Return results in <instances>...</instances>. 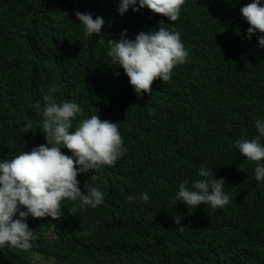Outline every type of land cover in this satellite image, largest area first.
<instances>
[{
  "label": "clouds",
  "instance_id": "clouds-1",
  "mask_svg": "<svg viewBox=\"0 0 264 264\" xmlns=\"http://www.w3.org/2000/svg\"><path fill=\"white\" fill-rule=\"evenodd\" d=\"M90 1L87 8L75 12L76 21L83 27L79 40L89 43L88 50L108 49L111 65L118 64L123 69L138 99L144 93L151 94L157 78L163 83L170 81L172 70L187 61L188 51L179 32L163 26L139 32L141 22L134 26V17L146 6L175 22L188 0ZM239 4V20L249 24V39L257 32L264 34V0H240ZM72 47L70 44L68 49ZM256 49L264 53V35L258 36ZM256 52L240 58L231 71L227 66L222 103L210 105L203 96L205 102L191 117L184 113L171 115L172 122H180L172 128L193 144L201 142L202 149L193 160L179 153L167 160L166 167H148L142 159L129 158V147L117 120L110 122L94 114L76 123L82 111L80 105L74 100L57 101L58 87L50 86L52 71L64 76L65 84L71 82L84 54L67 50L65 56H54L46 62L35 59L32 70L38 87L49 90L39 109V122L33 127L25 117L23 135L10 145V154V149L4 152L5 160L0 162V247L19 250L15 254H19L18 264H26V257L31 264H60L70 254L55 255L41 241L36 243L39 234L29 226L41 228L55 246L69 244L78 233L77 240L70 242L73 247L84 235L119 227L112 242L95 247L96 257L106 259L95 264H114L113 260L119 264H264V243L258 241L264 238V115L263 109L255 106L248 105L244 112L239 108L240 100L248 95L259 94L257 104L264 100V73ZM231 72L236 73L232 83ZM10 82L0 74V120L13 115L20 101ZM198 85L195 81L183 83L182 93H176L183 96L197 91L193 93L195 100L202 94ZM166 95H171V90ZM131 102L124 105L125 109H130ZM117 107L124 110L118 103ZM154 111L149 108L150 114ZM40 131L44 136H37ZM164 137L168 144L180 149V139ZM235 156L241 161L229 163ZM104 168H110L108 178L101 180L95 174ZM182 168L195 173L183 176L179 172ZM134 172H141L143 181L156 191L171 178L170 187L176 186L171 197L174 200L160 198L158 207V198L147 193L129 195L128 202L145 206L137 213L109 202L108 196L104 202V192L94 183L102 188L107 181L109 186L113 179ZM236 172H241V179ZM230 204L232 207L226 211ZM215 212L225 218L219 222L210 220V214ZM198 217L195 227L186 226V222ZM252 226L253 232L245 237L236 234ZM195 230L208 234L215 248L190 250L175 261H167L155 251L171 235L195 239ZM72 264L89 263L82 260Z\"/></svg>",
  "mask_w": 264,
  "mask_h": 264
},
{
  "label": "trees",
  "instance_id": "trees-1",
  "mask_svg": "<svg viewBox=\"0 0 264 264\" xmlns=\"http://www.w3.org/2000/svg\"><path fill=\"white\" fill-rule=\"evenodd\" d=\"M90 3V0H0V74L11 81L10 84L20 99L19 103H16L14 114L6 115L0 120V162L5 160L4 152L10 149V154V145L23 135L27 122L25 117L31 120L33 127L41 119L39 109L45 103L44 98L49 88L45 87L46 91H41L38 87L36 73L32 70L35 59L46 62L54 56H65L67 50L85 56H80L75 76L70 77L71 82L65 84L64 76L53 70L50 86L55 84L58 87V92L55 93L58 102L68 100L80 105L82 111L76 123L94 114L110 122L117 120L118 126L120 123L122 125L129 147V158L142 159L148 167H166L167 160H173L179 153L184 155L183 158L195 159L202 149L201 142L193 144L183 139L179 130L172 128V125L178 126L180 122L177 119L172 122L171 115L184 113L186 117H191L199 111L200 105L205 102L204 98L208 99L210 105L222 103L223 93L226 92L225 69L230 65L231 71L240 58L251 57L250 55L257 51L258 36L264 34L257 32L249 39L246 31L249 24L245 19L241 22L239 20L240 0H188L182 6L180 16L175 22L153 13L145 6L144 10L134 17V26L141 22L142 29L139 32L145 33L155 31L159 26L179 32L188 51V59L172 70L170 81L163 83L157 78L152 84L151 94L144 93L143 98L138 99L135 91L129 87V78L123 69L118 64L111 65V58L107 55L108 49L88 50L89 43L79 40L83 27L76 21L75 12L87 8L86 5ZM70 44L73 47L68 49ZM256 55L264 73V53L256 52ZM235 79L236 73L231 72V83ZM194 81L199 84L198 89H202V94L197 99L194 100L193 96L197 91H189L183 96L176 93L178 90L182 93L183 83ZM170 90L172 96L166 95ZM258 95H248L241 99L240 110L244 112V109L251 105L263 109L264 115V107L259 106H264V100L257 104ZM129 101H132V106L125 109L124 105ZM117 103L124 108L122 112ZM149 108L154 109V113L150 114ZM106 114L116 118L109 119ZM37 136H44V132L40 131ZM164 136L180 139V149L168 144ZM208 158H212V155ZM238 161L241 160L235 156L229 163ZM118 168L119 165L116 169ZM109 169H101L95 175L100 176L101 180L108 178ZM179 172L183 176L195 173L193 171L189 174L186 168L180 169ZM236 173L241 179V172ZM172 182L170 178L158 191L151 190L150 184L143 181L142 173L134 172L127 173L118 180L113 179L109 186L107 181L102 188L93 183L104 192V202L108 196L109 202L119 203L129 211L137 213L142 212L145 206L143 203L128 202L129 195L147 193L153 198H158L159 207L160 198L174 200V197H171L172 192L176 191V186L170 187ZM107 186L108 190H103ZM231 207L232 204L226 211ZM224 218L221 212L209 216L210 220L217 222ZM198 222L199 217L192 218L185 224L191 228ZM29 228L39 234L34 240L36 243L41 241L46 248H52L50 251L55 255L66 252L70 254L60 264H72L82 260L89 264L104 262L105 258L96 257L97 254L93 253L95 247L112 242L119 231V227H109L84 235L73 247L70 242L77 240L78 233L71 237L69 244L55 246L53 239L41 232V228ZM252 228L253 226L241 229L236 234L245 237L248 232H253ZM194 236L196 238L193 240H183L171 235L157 245L155 251L165 260L175 261L190 250L199 251L208 249L209 246H212L210 250L215 248V241L202 230H195ZM258 241L264 243V238ZM17 252L19 250L11 251L8 246L0 247V264H18L20 259L19 254L15 256ZM24 260L26 264H31L28 257ZM113 263L119 264L116 260H113Z\"/></svg>",
  "mask_w": 264,
  "mask_h": 264
},
{
  "label": "bare ground",
  "instance_id": "bare-ground-1",
  "mask_svg": "<svg viewBox=\"0 0 264 264\" xmlns=\"http://www.w3.org/2000/svg\"><path fill=\"white\" fill-rule=\"evenodd\" d=\"M141 138H143V137H141Z\"/></svg>",
  "mask_w": 264,
  "mask_h": 264
},
{
  "label": "rangeland",
  "instance_id": "rangeland-1",
  "mask_svg": "<svg viewBox=\"0 0 264 264\" xmlns=\"http://www.w3.org/2000/svg\"><path fill=\"white\" fill-rule=\"evenodd\" d=\"M46 264V263H45Z\"/></svg>",
  "mask_w": 264,
  "mask_h": 264
}]
</instances>
